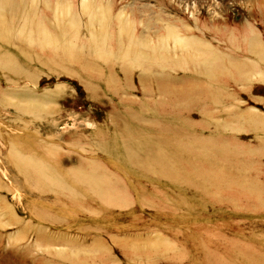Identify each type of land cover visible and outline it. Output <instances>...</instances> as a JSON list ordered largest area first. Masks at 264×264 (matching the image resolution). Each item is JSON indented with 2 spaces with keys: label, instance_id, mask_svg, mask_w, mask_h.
I'll use <instances>...</instances> for the list:
<instances>
[{
  "label": "rangeland",
  "instance_id": "obj_1",
  "mask_svg": "<svg viewBox=\"0 0 264 264\" xmlns=\"http://www.w3.org/2000/svg\"><path fill=\"white\" fill-rule=\"evenodd\" d=\"M0 264H264V0H0Z\"/></svg>",
  "mask_w": 264,
  "mask_h": 264
}]
</instances>
